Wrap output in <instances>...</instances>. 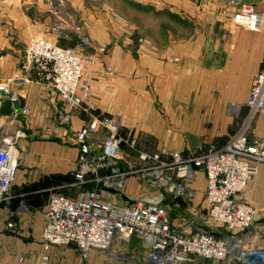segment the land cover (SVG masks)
I'll return each instance as SVG.
<instances>
[{
  "label": "crops",
  "instance_id": "0c3cea01",
  "mask_svg": "<svg viewBox=\"0 0 264 264\" xmlns=\"http://www.w3.org/2000/svg\"><path fill=\"white\" fill-rule=\"evenodd\" d=\"M129 1L133 5L131 8L135 9L132 11L138 16H147L152 21V17L167 15L173 17L175 22L180 20L188 23L191 28V21L200 13L197 5L200 6L205 0ZM231 1L238 2V5L252 4L264 16V0ZM86 8L88 6L83 0H67L66 9L74 19L83 21L94 43L100 47L106 46V53L101 52L92 58L86 69L95 101L91 102L99 113L119 116L128 113V122L121 124L132 128L129 119L133 112L140 122L139 127L153 130L154 133H149L156 136L160 148L183 154L187 153L185 150L196 148L199 144L206 149L209 146L220 147L227 141L231 136L227 130L238 108L231 105L242 107L241 116L246 115L245 101L253 75L264 62V18L259 31L218 24L219 27L214 29L215 38L208 44H197L190 38L188 31L174 35V32L167 30V39L164 41L145 36L132 37L128 31L122 33V27L116 25L113 8L108 3L105 7ZM53 21V16L47 12L45 0H0V80H7L16 73L25 45L32 38L42 36L55 40L56 34L51 31ZM160 24L164 23L159 22L158 27ZM131 29L138 33L143 31L136 26H131ZM90 52L86 51L87 54ZM108 65L115 73L113 76L103 69V66ZM198 79L205 80L200 91L196 89ZM147 84L153 85L155 96L162 94L160 101L166 104V111L170 112V130H165V118L147 104V98L144 104L139 103V108H131L130 95H134L132 86H136L134 90L139 87L138 91L146 96ZM18 89L20 106L29 110L26 120L30 126H40V122L45 130L51 128L55 115V95L39 83L19 86ZM119 116L116 118L121 121ZM85 120L84 112L77 111L74 121L68 126L72 137ZM253 133L257 137L264 136V117L255 121ZM59 142L41 140L28 145L37 167L27 171L29 177L17 174L10 188V203L1 204L2 218L18 219L20 232L13 234L3 226L0 228V264H38L46 191H62L68 196H74L79 191H63L69 188L67 184L72 181L77 150L65 141ZM140 191L149 193L135 177L128 178L123 189V200L135 199ZM185 194L177 199L164 194L163 204L171 213L176 229L192 234L195 232L193 225L200 223L207 210L203 171L196 173ZM238 197L254 209L251 226L242 231H228L221 225L213 224L212 232L235 237V248L240 250L264 249V164L258 165L257 171ZM25 203L33 209V215L29 216L30 213L25 210L18 216V208ZM171 207H174V212ZM131 242L140 243L137 239ZM23 250L30 254L29 258L16 263L15 254ZM107 251H91L86 262L128 264L130 259H118L119 256L135 255V249L131 247ZM49 255V264H81L74 247H51ZM130 261L134 263V260ZM194 264H235V261L233 258L217 261L196 257Z\"/></svg>",
  "mask_w": 264,
  "mask_h": 264
},
{
  "label": "built area",
  "instance_id": "2783aa9c",
  "mask_svg": "<svg viewBox=\"0 0 264 264\" xmlns=\"http://www.w3.org/2000/svg\"><path fill=\"white\" fill-rule=\"evenodd\" d=\"M45 1L48 12L55 18L51 31L73 40L75 47H59L44 37L31 40L16 73L0 81V104L5 100L19 101V86L39 83L56 97V123L69 126L79 110L87 120L73 135L77 152L72 181L67 184L79 191L74 196L50 193L43 210L38 264L50 263L51 247H74L81 264H88L91 251L107 250L114 240L132 239L141 243L145 264H194L196 257L217 261L233 258L235 264H264V249H237L235 237L196 225L192 234L177 230L162 203L163 194L176 198L195 171L201 170L205 175L207 203L204 219L228 231H242L251 226L254 209L238 195L245 190L258 165L264 164V137L259 142H251L248 137L253 119L264 117V62L253 75L245 101L246 116L222 146L198 147L188 155L159 149L128 156L123 147L126 143L133 146L135 139L119 134L117 119L96 114L90 86L81 80L84 66L92 61L90 56L95 58L104 49L93 46L83 28L69 21L63 0ZM238 16L249 29H261L263 13L252 4L241 3ZM88 49L93 51L91 55L84 53ZM106 70L110 71L108 67ZM11 110L8 115L0 114V207L10 199V188L19 167L15 144L24 137L21 128L27 126L29 115L20 101L19 107ZM130 177H135L149 192L137 196L132 204L123 200V189ZM14 225L13 220H4L0 212V228L11 230ZM23 259V254L18 255L19 263Z\"/></svg>",
  "mask_w": 264,
  "mask_h": 264
},
{
  "label": "rangeland",
  "instance_id": "374dc122",
  "mask_svg": "<svg viewBox=\"0 0 264 264\" xmlns=\"http://www.w3.org/2000/svg\"><path fill=\"white\" fill-rule=\"evenodd\" d=\"M200 1V0H199ZM64 2V12L70 16V20L71 22H74L78 25H80L83 30L85 31V33L89 36V34L86 32V27L85 24L83 23V21H77L76 19H74V17L72 16L71 12L66 9V4H67V0H63ZM47 3V2H46ZM83 3L85 4V6L88 8L87 9H92L93 7H105L107 6V3L109 5V7L113 8V12H114V18H115V22L116 25L119 24V27H122V33L123 31H128V34H131L132 37H140V36H145L148 37L149 39H156V40H162L164 41L166 38L165 36V32L167 30H169L170 32H174L173 34H179L181 35L183 32L188 31L189 35L191 36L190 38L195 41L197 44H208L212 38H215L216 32L214 31V29H216L217 27L221 26V25H226V26H235V27H243L246 29H249L245 23H243V21H241V19L238 16V8H239V4L238 2H234L231 0H209V1H202L201 5L199 6V4L197 5L199 9V15H196L194 17V19L191 21V28L189 26L188 23L185 22H181L179 20L175 22V19L171 16H157V17H152V21L150 19L147 18V16H138L134 13L135 10L131 7H133V5L131 4V2L129 0H83ZM226 3V4H225ZM197 4V3H196ZM93 6V7H92ZM90 7V8H89ZM95 10V9H93ZM47 12H48V5H47ZM49 13V12H48ZM50 14V13H49ZM198 14V13H196ZM54 21L55 18L53 17ZM155 19H157L158 21L154 22ZM53 21V22H54ZM159 22H163L164 24H160V26L158 27V23ZM172 22V23H171ZM126 25H123V24ZM136 26V28L138 27V30H143L141 32H133L131 29V26ZM219 24V26H218ZM53 25V23H52ZM72 26V25H71ZM71 26H69L68 29L71 28ZM172 26V29H171ZM157 27L158 30L156 31L155 28ZM189 27V28H188ZM149 29V30H148ZM152 30V31H150ZM219 29H217L216 31H218ZM251 30V29H249ZM56 34V33H55ZM134 35V36H133ZM42 37V36H40ZM90 37V36H89ZM37 38V37H36ZM34 38H32L31 40H33ZM91 39V38H90ZM30 40V41H31ZM29 41V42H30ZM51 42H53L55 45L59 46V47H75V43L73 40H66L63 39L61 36L56 34V38L55 40H50ZM93 46H97L100 47L98 45H96L94 43V41L91 39ZM60 42V44H58ZM28 45V43H27ZM25 45V47L27 46ZM104 48V51L106 53V46H102ZM25 49V48H24ZM91 50V49H88ZM87 51V50H86ZM86 51H84V53L86 55H91V53L93 52L91 50L90 54H87ZM22 58V56H21ZM92 58H94V56L92 55ZM89 66V63L86 64L84 66L83 72H82V78L81 80L83 82H87L90 86V93H91V101H93V96H92V85H91V79L87 77V67ZM106 67H108L110 69V71L106 70ZM103 69L105 71V73H107L108 75L113 76L115 73L113 71V69L108 65V66H103ZM2 81V80H0ZM205 81L204 79H198L196 80V86H198L199 91L201 90V86L202 82ZM136 86H132V91L134 95H130V105L131 108H139L140 104H144V99L147 98V104L148 105H152V107H154L156 110L159 111V114L165 118L166 120V127L165 130H170V112L166 111L167 107L166 104L163 105L164 103H162L160 101V98L162 97V94H160V96H155L153 94V85L152 84H147V93L146 96H143V94H141V92L138 91L139 87L135 89ZM162 92L164 91V89L161 90ZM95 102V101H93ZM138 104V106H136ZM94 105V104H93ZM96 107V106H95ZM231 107H238L236 110V114L233 115V122L231 124V126L228 127V132L231 133L230 135H232L239 127V125L243 122L245 116H241V110L242 107L237 106V104L231 105ZM96 114L100 117H105V118H109V119H117L120 123V135L123 136V138H129V137H133L135 139L133 146H128V143H126V145L123 147V151L128 155V156H136L138 151H144V152H153V151H158L159 149H166L169 150L165 147L160 148L158 141L156 139V136L154 134H150L149 132L151 131V133H154L153 130H149V129H143L142 127H139V120L138 118L133 115L132 113H130V123H132V128L131 126H122L121 122L123 123H127L128 119L126 117V115L128 113L122 114V115H118V114H114V115H103L101 113L98 112V109L96 108ZM202 114V112H201ZM42 116V114H40ZM56 116V114H55ZM86 116V115H85ZM120 117L121 121L119 120V118L116 117ZM122 117H124L122 119ZM259 117H255L253 119V121L250 123L249 129H248V137L249 140L251 142H259L263 137H257L254 135L253 133V129H254V124L255 121L258 120ZM41 119V118H40ZM87 120V117H86ZM86 120L84 121V124L86 123ZM55 121H57V117H53V122H52V127L51 128H46L47 130H45L42 127V124L39 123L40 126L34 125V126H26V127H22V131L24 134V137L20 138L17 140L15 146L17 149V154H18V159H19V167H18V172L17 174L19 175H23L24 177H29L28 174V170H30L31 168H35L37 167L36 165V160L34 158H32V154H31V149L29 148V144H31L33 141H41V140H52V141H57V142H63L65 141L66 143L70 144V146H74L76 147L75 143L73 142V137L69 134V130H68V126H62L58 123H56ZM148 131V132H147ZM101 137V135H100ZM100 137L98 139H100ZM94 141H96V137L93 138ZM129 140V139H128ZM59 142V143H60ZM196 148L190 149V150H185V152L187 151L188 154H192L195 153L199 148H204L202 144L196 145ZM195 149V150H194ZM194 150V151H193ZM171 151V150H169ZM179 152V151H177ZM181 153V152H180ZM183 154V155H188V154ZM201 172L200 170L195 171L194 175L188 180L186 187L184 189V191L182 192V194L178 195L177 198L182 197L183 195H186V189L188 188V186H190L192 180L194 179V176L196 175V173ZM17 176V175H16ZM16 180V178H15ZM28 183V182H27ZM139 183V182H138ZM52 191V190H51ZM51 191H46L47 192V198L46 201L51 193ZM65 193L68 192H73L74 190L71 189L70 187L63 190ZM62 192V191H61ZM144 191H140L138 194L141 196L143 195ZM164 195V194H163ZM175 198V199H177ZM174 199V198H173ZM164 200V197L163 199ZM9 203L11 201V198L8 200ZM163 203V201H162ZM46 204V202H45ZM26 205V207H25ZM25 205H22V210L20 211V208H18V216L21 215L22 212H24L25 210L27 211V213L29 216L33 215V209H30V207L25 203ZM45 206V205H44ZM44 209V207H43ZM171 211L174 212V207H171ZM206 213V212H205ZM205 213L202 215L201 217V221L200 223L197 225L195 224L198 228L200 229H204V230H209V231H213V223H211L210 221H208L207 219H204ZM169 215H171V213L169 212ZM17 217V216H16ZM7 220H13L15 222L14 228L11 230H8L9 232L13 233V234H19L20 232V228L18 225V219L17 221L14 219H7ZM177 225V224H176ZM127 247H131L133 249H135V255H126L124 256V254L120 255L118 259H130V260H134L133 264H143L144 261V250L143 247L141 245V243H135V242H120L117 240H114V242L112 243L111 247L108 248V251H111L113 248H120V249H124ZM25 251L27 250H23L22 252H17L15 254V259H16V263L18 262V255L23 254L24 255V259L23 261H25V259H28L30 254L26 253ZM100 251V250H97ZM105 251V250H104ZM107 251V252H108ZM122 253V252H120ZM129 260L128 264H132L131 261ZM22 261V262H23Z\"/></svg>",
  "mask_w": 264,
  "mask_h": 264
},
{
  "label": "water",
  "instance_id": "95a60500",
  "mask_svg": "<svg viewBox=\"0 0 264 264\" xmlns=\"http://www.w3.org/2000/svg\"><path fill=\"white\" fill-rule=\"evenodd\" d=\"M11 107H13L14 109H17L19 107V101L15 100V101H9V100H5L0 104V114H4V115H8L11 113ZM126 201H128L129 204H132L134 201L130 200V199H125Z\"/></svg>",
  "mask_w": 264,
  "mask_h": 264
}]
</instances>
